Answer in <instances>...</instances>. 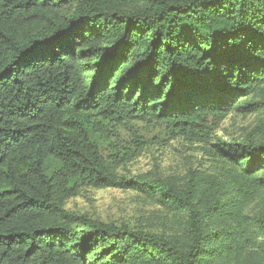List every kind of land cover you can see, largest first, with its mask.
I'll use <instances>...</instances> for the list:
<instances>
[{
	"label": "trees",
	"instance_id": "trees-1",
	"mask_svg": "<svg viewBox=\"0 0 264 264\" xmlns=\"http://www.w3.org/2000/svg\"><path fill=\"white\" fill-rule=\"evenodd\" d=\"M231 113L259 134L215 137ZM149 121L211 169L118 174L146 142L132 129L120 149L114 130ZM82 188L135 191L186 226L66 210ZM0 264H264V0H0Z\"/></svg>",
	"mask_w": 264,
	"mask_h": 264
},
{
	"label": "rangeland",
	"instance_id": "rangeland-1",
	"mask_svg": "<svg viewBox=\"0 0 264 264\" xmlns=\"http://www.w3.org/2000/svg\"><path fill=\"white\" fill-rule=\"evenodd\" d=\"M256 114H229L214 130V136L224 140H244L256 137ZM135 130L145 142V148L132 158L118 174L145 175L150 179L183 178L189 172L210 170V159L198 145L180 139H171L161 123L133 122L118 126L113 132L112 143L120 149L132 148L131 130ZM113 130V129H111ZM104 157L110 149L102 145ZM65 209L103 222L126 223L149 232L171 236L178 235L186 226L185 214L169 213L157 200H149L135 191L113 188H82L79 194L66 201ZM255 215V205L248 209Z\"/></svg>",
	"mask_w": 264,
	"mask_h": 264
}]
</instances>
